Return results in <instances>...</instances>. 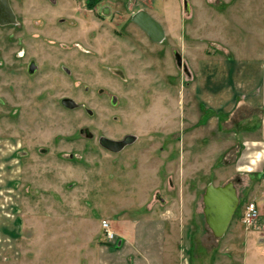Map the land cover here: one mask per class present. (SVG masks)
<instances>
[{
    "label": "rangeland",
    "instance_id": "374dc122",
    "mask_svg": "<svg viewBox=\"0 0 264 264\" xmlns=\"http://www.w3.org/2000/svg\"><path fill=\"white\" fill-rule=\"evenodd\" d=\"M9 1L17 22L0 24V264H89V240L105 237L102 219L124 232L131 218L164 214L162 204L189 210L179 226L183 264H264V185L246 186L237 118L218 117L228 87L222 67L199 96L204 70L194 64L236 55L246 62L264 51L194 48L191 22L201 8L193 0ZM255 1L211 6L240 40L237 20L255 14ZM139 7L164 26L162 42L132 21ZM65 98L78 106H64ZM128 134L136 141L117 153L99 142ZM230 181L239 206L216 237L203 195L210 183ZM254 198L260 216L249 227L243 212Z\"/></svg>",
    "mask_w": 264,
    "mask_h": 264
},
{
    "label": "crops",
    "instance_id": "0c3cea01",
    "mask_svg": "<svg viewBox=\"0 0 264 264\" xmlns=\"http://www.w3.org/2000/svg\"><path fill=\"white\" fill-rule=\"evenodd\" d=\"M242 1L245 4L252 2V0ZM192 2H195L196 7L201 8L191 22L190 30L194 48L203 51L205 46L212 45L216 49L228 53H239L242 50H251L257 53L264 51V0L255 1L258 2L254 9L255 14H245L241 18H237L238 20L236 19L243 32L239 31V33L244 35L239 36V38L242 37L240 40L234 37L237 34L234 33L236 31L225 32L224 28L228 21L225 20L227 17L225 12H220L211 6L219 2L227 3L230 6L233 0L218 2L207 0V3L202 0H193ZM103 10L105 13L111 12L108 6H105ZM241 11L239 10L237 16L241 15ZM203 26H206L205 31ZM209 28H215V30H207ZM165 34L167 35L166 31ZM248 46L250 47L248 48ZM257 55L253 60H245L246 62H242L236 55L235 59L228 58L226 61L218 62L219 65L213 59L208 58L205 60L202 58L194 63L196 68L201 65L204 70L197 73L199 96L208 95L205 89H208L206 87L210 83L217 82L218 79L215 81L217 77L215 69L222 67L223 76H221L228 87L221 90L223 99H226V101L224 100L225 109H220L217 114L219 118L228 117L230 122L237 118L235 133L240 137L239 170L246 173L247 187L257 180H260L261 185H264V57L261 54ZM212 89L214 90L215 86ZM250 201L255 202L256 200L254 198ZM162 206L165 209L162 210L164 214L161 216L150 215L144 219L131 218L125 221L127 223L125 231L114 230L116 237L113 240L109 241L106 237H101L96 241L90 239L88 243L93 246L85 250V255L87 259L89 256L93 259H88V263L183 264L182 229L179 226H183L186 219L184 213H188L189 210L185 205L180 204H162ZM260 209L264 212V205ZM260 227L264 228V223ZM110 228L113 230L111 223ZM262 242L264 243V240Z\"/></svg>",
    "mask_w": 264,
    "mask_h": 264
},
{
    "label": "water",
    "instance_id": "95a60500",
    "mask_svg": "<svg viewBox=\"0 0 264 264\" xmlns=\"http://www.w3.org/2000/svg\"><path fill=\"white\" fill-rule=\"evenodd\" d=\"M185 4L187 5L186 1ZM132 21L148 35L151 41L160 43L165 39L166 34L162 24L145 9H140L135 12L132 15ZM16 22L17 17L10 1L0 0V24L7 25ZM176 60L177 64L182 66L186 71V65L183 63L179 53H176ZM36 69L37 65L35 61H31L28 66V73L32 75ZM61 103L72 109L78 106L70 98L62 99ZM88 135L91 136L89 132ZM136 139L137 136L134 134H128L119 140L101 136L99 142L105 149L117 153L122 151L126 146L134 143ZM160 199L164 203V199L161 197ZM203 203V211L208 226L216 237H222L226 233L239 205V196L234 182L230 181L218 186L210 183L205 189Z\"/></svg>",
    "mask_w": 264,
    "mask_h": 264
},
{
    "label": "built area",
    "instance_id": "2783aa9c",
    "mask_svg": "<svg viewBox=\"0 0 264 264\" xmlns=\"http://www.w3.org/2000/svg\"><path fill=\"white\" fill-rule=\"evenodd\" d=\"M260 216V211L258 205L254 201H250L246 204L245 210L243 212V221L249 227L256 225L258 218ZM102 227L104 229L105 237L107 240H113L116 237L115 232L110 228V223L108 220L102 221Z\"/></svg>",
    "mask_w": 264,
    "mask_h": 264
},
{
    "label": "trees",
    "instance_id": "16d2710c",
    "mask_svg": "<svg viewBox=\"0 0 264 264\" xmlns=\"http://www.w3.org/2000/svg\"><path fill=\"white\" fill-rule=\"evenodd\" d=\"M95 1H96V0H88V4H89V6H93Z\"/></svg>",
    "mask_w": 264,
    "mask_h": 264
},
{
    "label": "flooded vegetation",
    "instance_id": "af4514ba",
    "mask_svg": "<svg viewBox=\"0 0 264 264\" xmlns=\"http://www.w3.org/2000/svg\"><path fill=\"white\" fill-rule=\"evenodd\" d=\"M239 206V205H238ZM238 209V208H237Z\"/></svg>",
    "mask_w": 264,
    "mask_h": 264
}]
</instances>
